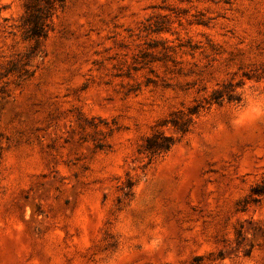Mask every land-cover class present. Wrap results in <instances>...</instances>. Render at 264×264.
I'll use <instances>...</instances> for the list:
<instances>
[{
  "label": "rangeland",
  "instance_id": "obj_1",
  "mask_svg": "<svg viewBox=\"0 0 264 264\" xmlns=\"http://www.w3.org/2000/svg\"><path fill=\"white\" fill-rule=\"evenodd\" d=\"M25 3L0 0V264H264V117L233 123L264 0H67L31 59Z\"/></svg>",
  "mask_w": 264,
  "mask_h": 264
},
{
  "label": "trees",
  "instance_id": "obj_2",
  "mask_svg": "<svg viewBox=\"0 0 264 264\" xmlns=\"http://www.w3.org/2000/svg\"><path fill=\"white\" fill-rule=\"evenodd\" d=\"M67 0H26L24 15L21 17L20 27L23 31L25 40L32 41L34 46L28 53L27 58L36 57L38 49L53 30V20L57 12L62 9ZM13 71L14 68H11ZM223 97L222 92L215 91L209 104L217 103ZM231 100L233 98H230ZM238 101H240L238 99ZM200 106L193 109V113H198ZM181 133L188 131L189 122L184 125L174 124ZM179 125V126H178ZM175 145L173 137L167 136L162 132L154 133L145 142V150L150 156H159L169 152Z\"/></svg>",
  "mask_w": 264,
  "mask_h": 264
},
{
  "label": "clouds",
  "instance_id": "obj_3",
  "mask_svg": "<svg viewBox=\"0 0 264 264\" xmlns=\"http://www.w3.org/2000/svg\"><path fill=\"white\" fill-rule=\"evenodd\" d=\"M264 117V102L258 101L253 103L245 112L238 115L233 121L234 125H242L245 121Z\"/></svg>",
  "mask_w": 264,
  "mask_h": 264
}]
</instances>
